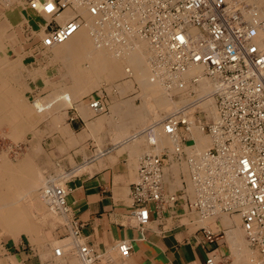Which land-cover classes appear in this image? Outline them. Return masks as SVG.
Masks as SVG:
<instances>
[{
    "label": "built area",
    "instance_id": "built-area-1",
    "mask_svg": "<svg viewBox=\"0 0 264 264\" xmlns=\"http://www.w3.org/2000/svg\"><path fill=\"white\" fill-rule=\"evenodd\" d=\"M42 21L27 26L24 42L37 59L71 39L89 19L91 35L115 46L132 38H144L151 47V66L171 98L181 103L154 118L140 133L154 149L161 139L172 142L161 153L145 154L137 181L131 189L129 216L139 228L152 221V211L175 208L188 199V208L201 222L208 244L217 245L222 233L209 225L223 216L239 217L249 245L264 264V16L253 6L232 7L228 0H16ZM14 1L11 3L13 4ZM10 4V5H11ZM51 8V10H49ZM70 10L73 16L63 21ZM248 13V14H246ZM200 69L199 73L194 70ZM207 87L205 88V86ZM88 96L96 114L110 110L103 93ZM99 94V93H98ZM211 138L210 147L199 151L195 130ZM21 145L12 153L17 155ZM188 165L181 193L164 188L168 165ZM69 174L49 180L42 198L54 214L67 217V242L55 248L63 257L75 254L81 264H111L84 241V224L73 217L66 198ZM56 180L63 182L56 183ZM154 206V208L151 207ZM122 260L133 244L118 245ZM206 264H228L216 250Z\"/></svg>",
    "mask_w": 264,
    "mask_h": 264
},
{
    "label": "crops",
    "instance_id": "crops-1",
    "mask_svg": "<svg viewBox=\"0 0 264 264\" xmlns=\"http://www.w3.org/2000/svg\"><path fill=\"white\" fill-rule=\"evenodd\" d=\"M4 4L6 7L0 11V264H81L73 253L63 257L55 254V248L68 235L62 223L51 227L30 216L40 211L39 196L45 202L42 188L33 189L32 181L58 178L63 172L69 174L66 201L73 217L84 224V241L105 254L111 264H206L214 249L228 264H255L260 256L246 250L240 223L223 221V216L207 224L217 233L225 231L217 245L208 244L203 222L189 210L188 199H181L175 208L162 213L153 210L152 221L145 228L135 224L129 216L131 189L137 181L141 158L154 149L147 136L140 133L151 117L146 101L142 102L146 97L137 90L129 91L131 85L126 80L114 90L117 97L112 100L113 110L94 114L87 99L90 95L84 96L87 93L78 89L82 88V79H74L73 72L69 82H64L61 56L55 50L36 59L29 46L21 42L26 27L36 26L42 19L16 0H5ZM74 84L79 86L75 89ZM67 87L70 93L64 91ZM66 93L73 95L69 105L63 99ZM39 100L45 104L57 102L42 115L34 110L33 104ZM151 100H155L153 95ZM10 119H15L14 124ZM20 143L22 151L12 154L13 147ZM185 170L182 162L168 165L166 191L181 193ZM19 181L24 183L22 188L16 184ZM48 228L54 229L59 241L50 236ZM124 240L133 244L126 260L118 251Z\"/></svg>",
    "mask_w": 264,
    "mask_h": 264
},
{
    "label": "bare ground",
    "instance_id": "bare-ground-1",
    "mask_svg": "<svg viewBox=\"0 0 264 264\" xmlns=\"http://www.w3.org/2000/svg\"><path fill=\"white\" fill-rule=\"evenodd\" d=\"M229 3L232 5V7H235L236 3L235 0H228ZM237 1V0H236ZM259 5V4H257ZM260 11H261V7L260 6H256ZM236 8V7H235ZM262 16H264V12L261 11ZM248 14V13H246ZM73 16V13L70 10H66L60 17V19L62 18L63 21H66L67 19H69L70 17ZM94 26V22L92 19H89L88 24L82 26L80 28V30L71 38L69 39L66 43H64L63 45L59 46L55 53L57 56H61V58L63 60L66 61V64L68 65V68L70 69V73H75L76 75L74 76V79L77 80L81 78L82 82L84 85H86L87 87L83 88V84H81L82 88H80V86H76V84H74L75 89L78 87V89H80L81 93H88L90 92V87L94 86V82L96 78L99 77H106V79H111V80H115L117 78H123L128 79V78H136L139 82H141L142 84H144V87L146 85V81L148 78V74H150L151 72V81L150 84H148L146 87L148 89H145L146 92L144 93V96L146 97L147 100H145L146 104H144L145 106H147V110H150L151 112H153L151 109H157V110H162V109H168L169 107V100H171L173 103L175 101L177 105V103L181 102V99L179 98H171L168 93L166 92L164 86L160 83V81L156 78V75L154 73V70L152 69L151 66V60L153 58V53L150 47L149 42L144 39V38H132L131 41L126 44V45H120V46H115L112 45L108 42V40L106 38H101L99 41H97L94 37H92L91 35V30L93 29ZM149 48V49H148ZM83 56H82V55ZM78 56H81V58L85 59L89 65L88 66V74L87 75H83L82 73V65H79V61L78 63L76 62V60L79 59ZM63 61V62H65ZM85 61V62H86ZM12 67V66H11ZM84 67V66H83ZM15 68V67H14ZM80 68V69H79ZM73 70V71H72ZM80 71V72H79ZM200 69H196L194 70V73H199ZM6 73V72H5ZM14 73V72H13ZM4 74V73H3ZM79 74H81L79 76ZM6 75V74H5ZM132 76V77H129ZM90 77L89 79L91 80L92 78V82L86 80V77ZM2 78V77H1ZM0 78V79H1ZM5 80V79H4ZM80 80V79H79ZM84 80V81H83ZM6 81V80H5ZM2 81H0L1 83ZM129 82V81H128ZM99 83V82H98ZM138 83V82H137ZM97 84V83H96ZM140 84V83H139ZM141 85V84H140ZM157 85L161 86L162 89H160L159 87V91H158V87ZM7 86V85H6ZM21 86V85H20ZM97 86V85H95ZM143 87V88H144ZM207 87V85L205 86V88ZM74 87H72L71 89H73ZM4 90V89H3ZM7 91V90H6ZM72 91V90H71ZM76 91V90H75ZM144 91V90H143ZM148 91V93H147ZM163 91V92H162ZM2 92V91H1ZM16 92V91H15ZM13 92V93H15ZM23 92V91H22ZM69 92V91H68ZM78 92V91H77ZM9 93V92H7ZM12 93V94H13ZM70 93V92H69ZM69 93H66V95H64L63 99L65 102H67V104H71L72 103V96ZM72 93V92H71ZM81 93H79L78 95H80ZM162 93H164L165 96L162 95ZM11 94V92H10ZM11 94V95H12ZM158 94H161L162 97H160V95L158 96ZM62 95V94H61ZM149 95H153L154 97V101L151 100V96ZM2 97V93L0 95ZM63 96V95H62ZM61 96V97H62ZM77 97V96H76ZM76 97H74L76 99ZM166 97V98H165ZM7 98V97H4ZM11 98V96H10ZM21 98V97H20ZM16 99V98H14ZM6 100V99H5ZM12 102V101H11ZM15 102V101H14ZM56 101H53L51 103L45 104L43 101H37V103L33 104L35 105V114L40 113V114H44L47 110L49 109H53L52 106L54 104H56ZM171 103V104H173ZM1 104V101H0ZM5 105L7 103H4ZM17 104V103H14ZM23 104V103H22ZM66 104V103H65ZM11 105V104H10ZM13 105V104H12ZM11 105V106H12ZM19 105V104H18ZM15 106V105H13ZM20 106V105H19ZM29 106V104H28ZM10 107V106H7ZM167 107V108H166ZM11 108V107H10ZM9 108V111H11ZM14 108V107H13ZM16 108V107H15ZM18 108V107H17ZM5 109V108H4ZM3 110V108H2ZM14 110V109H13ZM33 110V109H32ZM32 110L30 109V111L32 112ZM16 111V110H15ZM12 112V111H11ZM10 112V113H11ZM23 112V111H22ZM26 112V111H25ZM24 112V114H26ZM34 112V111H33ZM16 113V112H15ZM15 113L14 116H15ZM28 113V112H27ZM20 114V113H19ZM18 114V115H19ZM29 115L31 113H28ZM27 114V115H28ZM4 115V114H3ZM6 116V115H5ZM21 116H23V114L21 113ZM20 116V117H21ZM39 116V115H38ZM33 117V116H32ZM158 117V116H157ZM1 118V117H0ZM3 118V117H2ZM11 118V116H10ZM23 118V117H22ZM27 118V117H26ZM156 118V117H155ZM6 120V118H4ZM3 119V120H4ZM12 119V118H11ZM10 119V121H11ZM18 119V118H17ZM16 119V120H17ZM25 120V118H23ZM15 120V119H14ZM13 120V121H14ZM7 121V120H6ZM9 121V119H8ZM13 121H11L13 123ZM20 121V120H19ZM18 121V122H19ZM23 121V120H22ZM38 121V120H36ZM10 122V123H11ZM25 122V121H24ZM23 122V123H24ZM35 122V121H34ZM9 123V122H8ZM11 123V125H12ZM17 123V122H16ZM30 123V122H29ZM14 124V123H13ZM21 124V123H20ZM27 124V123H26ZM34 125V124H33ZM27 126V125H26ZM31 126V125H29ZM14 127V125H13ZM12 127V128H13ZM15 128V127H14ZM46 129V128H45ZM198 131V132H197ZM197 132V133H196ZM12 133V132H11ZM21 135V134H20ZM19 136V135H18ZM17 137V135H16ZM15 137V138H16ZM21 137H23L21 135ZM195 137L197 139V149L199 151H202L206 148H208L210 146V139L199 129L195 130ZM19 138V137H18ZM17 138V139H18ZM172 145V142L166 138L161 139L159 142V147L158 150H156L157 152H160L164 147L168 146V145ZM5 155V154H4ZM6 161V160H5ZM4 161V162H5ZM6 163V162H5ZM184 162H182L183 164ZM175 164V163H174ZM4 165V164H3ZM177 165V164H176ZM181 166V165H180ZM188 166V165H187ZM16 167V166H15ZM175 167V165H174ZM177 167V166H176ZM179 168V167H178ZM6 170V169H5ZM15 170V169H14ZM20 170V169H19ZM187 170V168H186ZM19 172V171H18ZM22 173V172H21ZM30 174V173H29ZM36 181V180H35ZM40 181V180H39ZM33 182V181H32ZM38 181H36L37 183ZM22 181H19L17 184L21 185ZM40 183V182H39ZM38 183V184H39ZM23 184V183H22ZM37 184V185H38ZM24 185V184H23ZM31 187H35L32 185L31 183ZM30 188V187H29ZM38 190V189H37ZM42 193V192H41ZM172 193V192H171ZM36 197V196H35ZM39 200V199H38ZM42 200V199H41ZM44 200V199H43ZM17 202V201H16ZM47 205L46 202H43ZM10 209V208H9ZM8 209V210H9ZM25 211V210H24ZM23 212V211H22ZM26 212V211H25ZM24 212V213H25ZM26 215V213H25ZM29 215V214H28ZM22 216V214H21ZM32 216V215H30ZM34 216V215H33ZM17 218V217H15ZM22 219V218H21ZM34 219V218H33ZM240 219V218H239ZM26 220V218H25ZM29 220V219H28ZM31 220V219H30ZM29 220V221H30ZM60 220V219H59ZM23 221V220H22ZM237 223H238V219H236ZM24 222V221H23ZM32 222V221H31ZM28 222V223H31ZM34 222V221H33ZM230 223V221H228ZM30 225V224H29ZM33 225V224H32ZM22 227V226H21ZM30 227V226H29ZM234 232V231H233ZM62 246V245H61Z\"/></svg>",
    "mask_w": 264,
    "mask_h": 264
},
{
    "label": "rangeland",
    "instance_id": "rangeland-1",
    "mask_svg": "<svg viewBox=\"0 0 264 264\" xmlns=\"http://www.w3.org/2000/svg\"><path fill=\"white\" fill-rule=\"evenodd\" d=\"M4 1L5 0H0V11H2L3 10V8H5L6 7V5L4 4ZM235 2H237L236 3V5H235V7L236 8H238L239 6H240V4H242V5H244V6H253V7H256V6H260L261 7V11H263L264 12V0H235ZM14 4V3H13ZM257 4H259V5H257ZM240 8V7H239ZM257 8V7H256ZM21 42L23 43L24 42V38L22 37V40H21ZM149 49V48H148ZM56 51V50H55ZM82 55V54H81ZM83 56V55H82ZM79 57V59L78 60H76V62L78 63V61H79V65H82L81 66V68H82V73H83V75H87L88 73V66L87 65H89L88 64V62L85 60V59H83V58H81V56H78ZM61 62H60V70H61V74H62V78L65 80L64 82L65 83H67V82H69V79H70V69L68 68V65L66 64V61L65 60H63L62 58H61ZM63 61H65V62H63ZM86 61V62H85ZM84 66V67H83ZM80 69V68H79ZM80 72V71H79ZM84 73H87V74H84ZM81 74H79V76H80ZM151 72H150V74H148V78H147V81H146V85H145V87H144V84H142L141 82H139L136 78L134 79V78H128V79H123V78H117V79H115V80H111V79H106V77H99V78H96L95 79V82H94V86H92V87H90V92H88L87 94H85L84 96H87V95H95V97H98V96H100L102 93L101 92H103L109 99H110V109L111 110H113V107H112V100H114V98H115V96L117 97V94L116 93H114L115 91V89H117L119 86H121L120 84H124V81H126V80H128L129 82H130V85H131V89L129 88V91H131V90H137L138 92H139V95L140 96H144V93L146 92V90L145 89H148L146 86L148 85V84H150V82L151 81H149V80H151ZM81 77V76H80ZM86 77V76H85ZM129 77H132V76H130L129 75ZM82 78V77H81ZM90 78V77H89ZM88 77H86L85 79L86 80H88L89 79ZM92 78L93 77H91V80L89 79L88 81L90 82H92ZM66 80H68V81H66ZM84 81V80H83ZM79 82H80V80H79ZM99 82V83H98ZM138 82V83H137ZM97 83V84H96ZM141 85H140V84ZM95 85H97V86H95ZM83 86V88L84 87H87L86 85H82ZM159 85H157V87H158ZM144 87V88H143ZM160 87V89H162V87L161 86H159ZM159 87H158V91H159ZM114 88V89H113ZM70 90V88L69 87H67V88H65L64 89V91L65 92H68ZM144 90V91H143ZM128 91V92H129ZM136 91V92H137ZM163 92V91H162ZM99 93V94H98ZM147 93H148V91H147ZM138 94V93H137ZM163 95H164V93H162ZM165 96V95H164ZM166 98V97H165ZM144 100H147V99H145V98H142V102H144ZM176 102L177 101H175L174 103L171 101V100H169V102L168 103H170L169 104V108L168 109H162V110H157V109H151L153 112H151V117H150V121H152L155 117L156 118H158V117H160V116H162V115H165L167 112H169L172 108H174L175 106H177V105H179L180 103H177V105H175L174 106V104H176ZM37 103V102H36ZM171 103H173V104H171ZM140 104V103H139ZM167 108V107H166ZM111 110H109V111H111ZM108 113V112H107ZM94 114H95V112H94ZM100 115V114H99ZM158 116V117H157ZM148 124V123H147ZM198 132V131H197ZM196 132V133H197ZM207 136V135H206ZM210 140H211V138L209 137V136H207ZM211 142V141H210ZM22 143H20V145H21ZM211 144V143H210ZM23 145H21V150L20 151H22V147ZM171 146V144L170 145H168V146H166V147H170ZM210 147V146H209ZM158 149V148H157ZM157 149H153L152 151H150V152H154V153H156L157 151ZM207 149V148H206ZM205 150V149H204ZM162 151V150H161ZM161 151L160 152H158V153H161ZM13 154V153H12ZM4 156H6V154L4 155ZM183 167L186 169H188V166H187V164L186 163H183ZM186 171V170H185ZM68 173V172H67ZM77 173V172H76ZM66 174V172H63L61 175L63 176V175H65ZM53 178H55V177H48V179H47V181H46V179H45V181L43 182V181H39L38 180V182L36 183L35 181H33L32 183H33V186H35V189L37 190H39V189H41L42 187H45V186H47V184H50L49 183V180H51V179H53ZM40 182V183H39ZM60 182H63V180H60V181H58V180H56V183H60ZM18 183V182H17ZM16 183V184H17ZM22 183H23V181H22ZM21 183V188H22V185L24 184H22ZM39 183V184H38ZM38 184V185H37ZM18 185V184H17ZM34 189V188H33ZM40 197V202H42L40 205H41V207H40V211L38 212H32L31 214H32V216L34 217V219H35V221L36 222H38L39 224H46L47 226H51V227H54L55 226V224L57 223V222H60V223H62L63 225H65V223L67 222V217H65V216H61V214L59 215V214H54L53 212H51L50 211V209L48 208V206L45 204V203H43L44 201H42L41 200V196H39ZM38 200V201H39ZM37 201V202H38ZM39 205V206H40ZM60 219V220H59ZM223 221L226 219V220H231V222L230 223H233L232 222V219L233 220H236V219H238V223H236V222H234V223H236L237 225H239V223L241 224V221H240V219H239V217H236V216H234V217H232V218H230V217H228V216H224L223 218ZM55 223V224H54ZM54 224V225H53ZM230 225H232V224H230ZM54 231V229L53 228H48V230H47V232H50V236L52 237V238H54L55 236H56V239H57V241H59L60 239L57 237V235L55 234V232H53ZM61 232H63V233H65L66 232V230H63L62 229V231ZM242 233H243V237H244V246H245V248H246V250H248V251H253V256H259V253H258V251L256 250V249H253L250 245H249V243L247 242V240H246V237H245V234H244V232H243V230H242ZM68 236L66 235L65 237H63L62 239H65V238H67ZM68 240H64V241H61L62 242V245H63V243H65V242H67ZM233 252H235V250L233 249V251H232V253ZM234 254V253H233ZM232 256H234V255H232ZM257 263V262H256ZM255 263V264H256Z\"/></svg>",
    "mask_w": 264,
    "mask_h": 264
},
{
    "label": "snow or ice",
    "instance_id": "snow-or-ice-1",
    "mask_svg": "<svg viewBox=\"0 0 264 264\" xmlns=\"http://www.w3.org/2000/svg\"><path fill=\"white\" fill-rule=\"evenodd\" d=\"M49 10H51V8H49Z\"/></svg>",
    "mask_w": 264,
    "mask_h": 264
}]
</instances>
